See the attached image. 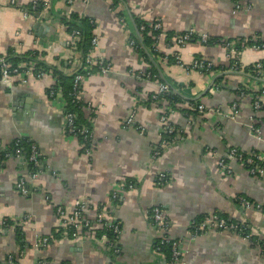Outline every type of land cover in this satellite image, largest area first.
<instances>
[{
	"label": "crops",
	"instance_id": "obj_1",
	"mask_svg": "<svg viewBox=\"0 0 264 264\" xmlns=\"http://www.w3.org/2000/svg\"><path fill=\"white\" fill-rule=\"evenodd\" d=\"M34 1L0 0L3 56L23 63L35 54L42 67L70 77L80 68L82 57L66 46L70 35L65 20L72 14H84L96 24L99 43L95 55L110 63L111 72L89 77L82 84L80 97L89 106L82 115L93 123L89 158L82 154L78 138L66 134L60 101L48 97L53 85L50 76H29L25 85L19 75L9 83L0 82V145L16 138L31 140L44 165L34 181L27 179L22 160L10 159L0 166V223H12L0 229V264H165L164 255L155 251L159 234L148 219V211L156 206L169 219V236L183 241L182 264H264L261 246L235 234L188 233L192 221L216 213L247 225L264 244V215L244 211L236 203L237 197H244L264 205V176L251 175L237 162H229V174L218 167V160L230 148L246 155L257 153L264 164V138L249 131L254 124L264 134V96L259 98V112H254L251 97L263 90L260 80L264 78L245 72L261 64L264 74V50L242 49L235 71L221 46L192 41L178 48L173 42L189 30L224 41H264V0H125L133 23L123 5L114 7L111 0H88L86 4L83 0H46L48 8L24 17L21 9ZM236 3L251 9L236 11ZM132 15L149 26L161 22L164 36L156 43L161 56L154 59L156 66L128 46L135 34ZM175 54L182 64L202 58L215 70L205 74L186 71L175 65ZM150 66L158 80L140 81L132 76ZM159 83L167 84L180 99L173 107L165 100L149 102ZM238 89L249 95L238 97ZM194 103L201 104L204 112L188 114ZM233 103L237 104L234 115ZM132 113L134 125L123 127ZM161 115L181 133V139L164 147ZM155 151H161L158 157H153ZM208 151L215 157L210 158ZM160 173L167 175L168 182L156 187ZM20 178L36 191L20 196L16 191ZM127 182L133 188L111 203L112 189ZM77 201L86 203L84 219L94 222L97 213L106 210L120 223L117 254L104 241L95 240L100 236L95 234L93 239L82 230L73 238L63 226L56 208L63 207L70 214ZM18 228L23 240L16 233ZM40 238L48 239L46 248L37 246Z\"/></svg>",
	"mask_w": 264,
	"mask_h": 264
},
{
	"label": "built area",
	"instance_id": "obj_2",
	"mask_svg": "<svg viewBox=\"0 0 264 264\" xmlns=\"http://www.w3.org/2000/svg\"><path fill=\"white\" fill-rule=\"evenodd\" d=\"M74 0H68V3L73 2ZM88 0H83V3H87ZM12 4H14L12 2ZM39 6L41 9L48 8V2L46 0H36L31 3V10H23L21 9L22 13L24 14V17H29L32 14L36 13V8ZM251 9V6H246L245 8H242L237 3L235 4V10L241 11L245 10L248 11ZM81 19L88 18L89 24L91 25L92 29V37L89 42V48L87 49V52L82 57L80 68L75 71L74 73V79H73V93L72 97L73 99L77 100L80 98L81 92H82V84L85 79L95 76V75H101L106 76L110 74L111 72V65L109 62L105 61L102 58L96 57L95 51L98 47V36L96 33H94L96 24L93 19L85 16L84 14L80 15ZM151 28L153 32H159V35L157 36L155 42H154V49L158 52L156 48L157 40L164 36V33L162 31V25L160 21H156L153 24H151ZM146 29V25L142 24L140 27V31H144ZM70 35V40L66 43V46L69 48L73 42H77L82 38L81 31L79 30H72ZM210 38L206 35H198L193 30L186 31L176 38H174L173 42L178 48L184 47L186 44L197 41L201 44H207L209 42ZM245 42H240V46L242 49L245 47ZM216 45L223 47L226 52L228 53L229 58L231 59L232 66L231 70L238 71V67L236 65L237 58L239 55V50L236 49V42L232 41H224V40H218L214 42ZM128 46L136 52V49L139 47L137 40L129 39L128 40ZM255 50H264L263 46H253L251 47ZM241 49V50H242ZM175 61L177 66L185 69L186 71H197L201 74L210 73L212 71V64L210 62L200 58L193 60L191 64L186 65L182 64L175 54ZM72 61L70 60L69 63ZM252 73H256V76L259 78H264V74L262 73V66L261 64H256L254 69L250 70ZM128 73H131L128 71ZM21 76L22 77V84H26V79L29 76H33L36 79H39L43 76H50L53 81V85L50 87V89L55 86L53 90L50 91L49 98L51 100H59L62 108V114L64 118V130L67 135L74 136L75 133H78L82 138V143L80 145V149L82 150V154L86 157H90L92 148L94 145V138H93V123L91 121L90 127L82 126L77 129L75 126V115L67 112L65 110V102L64 99L61 97V88L60 85V77L59 76H52L51 74H48L44 72L42 69H38L34 63H19L16 66H13L7 59L6 56H3L0 53V82L1 83H9L11 78L14 76ZM135 78L138 80H146L144 78L149 79L150 74L144 71H140L137 74H133ZM147 81V80H146ZM169 92V88L166 84L159 83L157 92L152 95L151 99L156 100L158 96H163ZM249 94H237L238 97L247 96ZM260 96H264V90L261 91L258 94L251 95L253 100V110L254 112H259L260 110V102L259 98ZM153 102V101H152ZM89 106H86L87 108ZM232 114H236L237 112V104L233 103L232 107ZM189 111L192 112H198L203 113L204 107L201 104L197 105H191L189 108ZM231 115V117H233ZM230 117V118H231ZM159 122L161 125V132L162 135H175V139H181V133L177 129H175L168 121L167 117L165 115L159 116ZM133 113L122 122L123 127H129L133 126ZM138 131L143 132V130L139 127H136ZM249 131L252 135L258 138H264V134L261 131L259 127H257L254 124H251L249 126ZM168 142L165 140H162L161 146L167 145ZM6 149V148H5ZM4 149L3 146H0V166L4 164L6 161L10 159H15L18 161L23 162L24 159V166L26 168V174L27 179L29 181H34L38 178L39 174H41V170L43 169V165L40 164V152L38 150V146L33 144L26 154H23L21 148H19V145L16 143V147L13 151L8 152ZM159 152L155 151L153 157H158ZM208 155L210 158H214L215 154L213 151H208ZM256 161H262L261 156L259 154L250 153L249 155H246L239 150L235 148H230L226 156L222 159L218 160V167L225 171L226 173H230L229 170V162H237L244 166L248 172L251 175L254 176H264V165H259L256 163ZM263 162V161H262ZM30 165V168H29ZM168 182V177L165 173H160L155 179V185L156 187H163ZM133 188L132 184L123 183V184H117L115 188L112 189V192L110 193V202L116 203L120 199V194H122L124 191L130 190ZM16 191L18 194L22 197H27L33 192L36 191L35 188L29 189V187L26 184L25 178L18 179V182L16 184ZM236 201L239 205V207L246 211V210H254L256 212H259L264 215V205L259 203H254L244 197H237ZM86 209V203L77 201L74 204V207L70 214L66 213V210L63 207H57L56 208V215L59 218V220L62 222L64 227L68 228V231L70 232L71 236L73 238H76L82 230H87L89 236H92L93 239L95 236L96 230H108L112 232V238L107 237L105 234L101 235L98 239L99 241H104L108 250L111 248H114L116 246V242L118 240V237L121 232L120 223L112 220V218L109 215V212L106 210H100L94 222H90L83 218V212ZM148 219L150 222V225L153 227V229L159 234V238L157 240V245L155 248V251L159 254H162V247L165 244H168L170 247V256L166 264H182V243L183 241L181 239H173L169 236V230H170V222L169 219L165 215V211L161 207H153L148 211ZM4 222L6 220H3L0 223L1 226L4 225ZM98 228V229H97ZM230 232L232 234H235L239 236L240 238L251 241L253 237V233L249 230L247 225L242 223H237L234 221H230L226 219L224 216L220 214H209L204 215L200 219H197L195 221H192L189 225L188 233L191 236H198V235H206V234H215V233H225ZM48 239L47 238H40L38 240L37 246L40 248H46L48 246ZM259 241L255 242L256 245H258ZM260 246V245H259ZM262 249V255L264 256V249ZM114 252H118V250H114ZM13 261V257H8V262L11 263Z\"/></svg>",
	"mask_w": 264,
	"mask_h": 264
},
{
	"label": "trees",
	"instance_id": "obj_3",
	"mask_svg": "<svg viewBox=\"0 0 264 264\" xmlns=\"http://www.w3.org/2000/svg\"><path fill=\"white\" fill-rule=\"evenodd\" d=\"M111 1H112V6H114V7L117 5V3H119L116 0H111ZM122 2L125 3L126 1L122 0ZM30 6H31V4L28 7H23L22 9L23 10H31ZM40 9H41V7L39 8V6L36 8L37 11L40 10ZM119 17L121 18V20H124V22L126 23L124 14L120 13ZM133 18L135 19L134 16H133ZM142 24H145V23L143 21L137 19V18L134 20L135 29H136L137 33L139 34V36H140L145 48L148 50V52L150 53V55L152 56L153 59H155V58L157 59L158 57L161 58V56H159V53L154 49V42H155L157 36L159 35V32H153L151 26H149L147 24H145L146 25V29L144 31H140V27H141ZM65 25L67 26V30H68L69 34L71 33L72 30L81 31L82 38L79 41H77V42H73V44L70 46V48H73L74 52L79 53L80 56L83 57L85 55V53L87 52V49L89 48V42H90V39L92 37V29L93 28L89 24L88 18L81 19L80 15L78 16V15H73L72 14V15L69 16L68 20H65ZM131 39L137 40L135 34L131 36ZM216 41H218V39L210 38V40H209V42L207 44H202V45H204V46L205 45H207V46L208 45H216L214 43ZM242 41H246L245 42V46H244L245 48H251L253 46H263V48H264V41H261L259 38H247V39H242V40L236 42V49L239 50V51H241V49H242V47L239 45L240 42H242ZM137 43H138V41H137ZM138 45H139V43H138ZM136 53H140L142 55V57L147 61V59H146V57L144 55V52L142 51L140 45L136 49ZM7 59L13 66H16L17 64H19L18 63L19 61L16 60V59L9 58V57H7ZM197 59H200V58H197ZM24 62H26V63H30V62L34 63L35 66L38 69H42V70H44V72H46L48 74H51L52 76H59L60 77V84H59L60 86L59 87L61 88V97L64 99V102H65V107H64L65 110L67 112H70V113L75 115V117H76L75 118V126L77 127V129L82 127V126L90 127L91 121L86 119L82 115V110H84V108L87 105L83 102L81 97L79 99H77V100L73 99V97H72V93H73V79H74V74H75L74 72H73V74L70 77H66L63 74L56 73L54 70H52L50 68L42 67L43 64H41L40 61L37 60V56L35 54H32V55L28 56V59H26V61H24ZM214 70H215V68L212 67V71H214ZM250 70H252V69L246 70L245 72L249 73V75L251 77L258 79L259 77H257L255 73H251ZM145 72L146 73L148 72L150 74L149 79L144 78L147 81H155V80L159 79L156 71L153 69L152 66H150V69L145 71ZM142 81H144V80H142ZM162 84H164V83H162ZM54 88H55V86H53L51 89H49L47 91L48 97H49L50 91L53 90ZM168 88H169V86H168ZM263 90H264V88H263ZM240 93H243L245 95L247 94V92L245 90L238 89L237 90V94H240ZM151 97L152 96L150 95L149 102L150 101L158 102V101H161V100H165L166 102H168V105L171 106V107H173L176 102L180 101V99L170 90V88H169V92L167 94H165L163 96H158L156 100H152ZM192 105H197V103H194ZM190 113L192 114V111L188 112V114H190ZM75 137L78 138L79 143L81 145V143H82L81 136L78 133H75ZM163 140L167 141L168 143L176 141L174 134H171V135H168V136L165 135ZM16 143L19 145V148H21L23 154H26L27 152H29V150H30V148H31V146L33 144L37 145L35 142H33L31 140H28V139H25V138H16L11 143H9L8 145L3 146V147H4V149L6 148L5 149L6 151L11 152L16 147ZM81 152H82V150H81ZM160 153H161V151L159 152V154ZM252 153H254V152H252ZM254 154H257V153H254ZM39 160H40V164L43 165L41 157H40ZM23 162H24V159H23ZM256 163L259 164V165H264L262 161H256ZM1 166H3V164ZM29 168H30V165H29ZM43 171H44V167L41 170V172H43ZM127 183L128 184H132L131 182H127ZM236 203H237V201H236ZM11 225H12V223L10 221L6 220V222H4V225L1 226L0 229L8 228ZM16 233H18V235L21 238V240H23V233H22V230L20 228L17 229ZM103 234H105L109 238H112V236H113L112 232L108 231L106 229L99 230L96 233V235H98V236H101ZM19 237L17 239L18 241H19ZM251 241L255 244V242H257L258 240L255 237H253L251 239ZM157 243L158 242L156 241L155 248H156ZM23 244L24 243H21L22 247L24 246ZM258 245H260L261 248L264 249V244L263 243H258ZM115 249L116 248L114 247V248L109 249V251L112 252L113 254H117L118 252L117 253L114 252ZM161 251H162V253H163L164 257H165V264H166V262L168 261L169 256H170V247H169V245L165 244L162 247Z\"/></svg>",
	"mask_w": 264,
	"mask_h": 264
},
{
	"label": "water",
	"instance_id": "obj_4",
	"mask_svg": "<svg viewBox=\"0 0 264 264\" xmlns=\"http://www.w3.org/2000/svg\"><path fill=\"white\" fill-rule=\"evenodd\" d=\"M116 1H118L121 5H123V7L125 8V11H126V13L129 15V17L131 18V16H130V12H129V10H128V7L126 6V4H124V2H122V0H116ZM131 21H132V18H131ZM132 23H133V21H132ZM134 25V24H133ZM134 32H135V36H136V39H137V41H138V43H139V45H140V47H141V49H142V51L144 52V54L149 58V60H150V62L154 65V66H156V63H155V61H154V59L152 58V56L150 55V53L148 52V50L145 48V46H144V44H143V42H142V40H141V38H140V36H139V34L137 33V31H136V29H135V26H134ZM226 73H235V74H240V75H245L244 73H241V72H226ZM248 77H250V76H248ZM260 80V79H259ZM260 81H263L264 82V80H260ZM213 83L214 82H211V84H209V86H208V88H207V90H209L212 86H213ZM204 95L202 94V95H199L197 98H195V99H193V101H197V100H199L201 97H203ZM188 101H192V100H189V99H187Z\"/></svg>",
	"mask_w": 264,
	"mask_h": 264
}]
</instances>
